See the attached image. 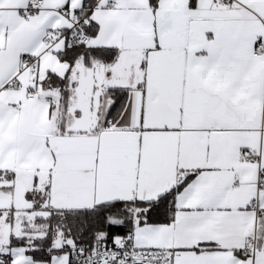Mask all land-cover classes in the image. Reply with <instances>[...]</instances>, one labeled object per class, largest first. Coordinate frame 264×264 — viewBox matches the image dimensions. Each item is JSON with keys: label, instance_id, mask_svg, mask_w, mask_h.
<instances>
[{"label": "snow or ice", "instance_id": "snow-or-ice-1", "mask_svg": "<svg viewBox=\"0 0 264 264\" xmlns=\"http://www.w3.org/2000/svg\"><path fill=\"white\" fill-rule=\"evenodd\" d=\"M0 264H264V0H0Z\"/></svg>", "mask_w": 264, "mask_h": 264}]
</instances>
